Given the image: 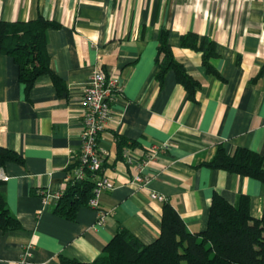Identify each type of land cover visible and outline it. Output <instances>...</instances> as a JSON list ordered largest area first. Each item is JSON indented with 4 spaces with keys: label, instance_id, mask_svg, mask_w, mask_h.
<instances>
[{
    "label": "crops",
    "instance_id": "0c3cea01",
    "mask_svg": "<svg viewBox=\"0 0 264 264\" xmlns=\"http://www.w3.org/2000/svg\"><path fill=\"white\" fill-rule=\"evenodd\" d=\"M38 17L60 25L48 31L47 50L62 84L42 76L27 97L13 59L0 56V146L22 159L0 168L21 224L0 230V264H60L61 256L92 263L120 228L152 244L165 202L191 233H201L216 192L232 205L247 195L252 216L262 218V182L200 164L220 144L228 153L241 147L264 156V0H0V21ZM162 30L175 60L201 84L195 99L174 71L157 79ZM189 32L217 43L211 63L221 78L207 73L201 53L181 47ZM98 68L124 85L100 139L102 174L114 189H101L97 208L84 207L69 221L52 214V198L44 207L40 193L60 192L72 177L83 90ZM117 136L127 141L131 162L121 159ZM148 153L156 157L139 171ZM139 173L148 183L135 180ZM154 193L165 201H154Z\"/></svg>",
    "mask_w": 264,
    "mask_h": 264
},
{
    "label": "trees",
    "instance_id": "16d2710c",
    "mask_svg": "<svg viewBox=\"0 0 264 264\" xmlns=\"http://www.w3.org/2000/svg\"><path fill=\"white\" fill-rule=\"evenodd\" d=\"M59 28V24L43 17L27 23L0 21V56L13 59L27 97L42 76H50L57 87H61V80L51 69L47 50L48 31ZM181 47L201 53L207 73L222 77L211 63L219 56L214 40L189 32L181 37ZM157 64V79L161 83L169 71H174L178 83L191 99H195L201 84L175 60L166 30L159 35ZM116 141L120 157L124 160L128 143L119 136ZM81 157L80 152L69 167L73 180L66 182L59 199L50 207L52 214L69 221H76L82 208L95 207L92 201L97 197L99 178L104 177V164L100 171H92L89 163H84ZM100 157L105 163L106 160ZM10 162L22 163V159L0 146V168ZM200 166L241 175L264 184V156L246 148L239 147L233 153H228L225 146L220 144L213 156ZM81 167L83 175L77 176V170ZM46 194V191L40 193L42 199ZM162 210L161 234L152 244L145 245L128 229L120 228L94 262L84 263L61 256L60 264H264V213L259 219L252 216L251 200L247 195H241L237 204L232 205L216 192L207 229L201 233H191L170 203L165 202ZM20 228V221L6 200L5 182L0 180V230L8 233Z\"/></svg>",
    "mask_w": 264,
    "mask_h": 264
},
{
    "label": "built area",
    "instance_id": "2783aa9c",
    "mask_svg": "<svg viewBox=\"0 0 264 264\" xmlns=\"http://www.w3.org/2000/svg\"><path fill=\"white\" fill-rule=\"evenodd\" d=\"M124 96V85L119 77L111 76L102 68H98L90 77L89 81L83 90V116H82V147L80 152L82 153V160L84 163H89V167L92 171H100L103 166V159L100 157V137L107 130L108 125L113 117V106L121 97ZM167 145L159 150L167 149ZM130 150H126L124 157L128 162L132 161ZM156 152V151H154ZM156 157V153H148L145 156V161L138 166L139 171H142L149 161ZM77 176L83 175L82 167L77 170ZM135 176L137 182L148 183V178H144L140 175ZM69 181L73 180V177ZM113 190L114 185L105 177L99 178V190ZM61 192L51 194L47 192L46 197L43 199L44 207L49 205V198L54 200L55 203ZM97 197L92 201L93 206H97ZM154 201H165V197L152 194ZM27 257L30 256V249L24 253ZM25 259L20 264H26Z\"/></svg>",
    "mask_w": 264,
    "mask_h": 264
}]
</instances>
